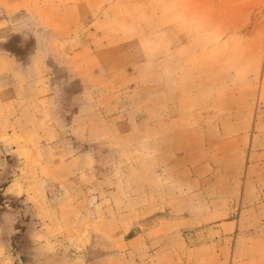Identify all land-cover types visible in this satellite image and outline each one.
<instances>
[{
  "label": "rangeland",
  "instance_id": "374dc122",
  "mask_svg": "<svg viewBox=\"0 0 264 264\" xmlns=\"http://www.w3.org/2000/svg\"><path fill=\"white\" fill-rule=\"evenodd\" d=\"M0 264H264V0H0Z\"/></svg>",
  "mask_w": 264,
  "mask_h": 264
}]
</instances>
